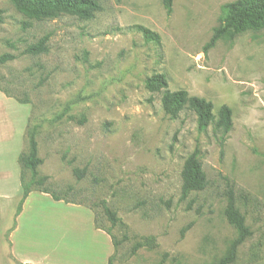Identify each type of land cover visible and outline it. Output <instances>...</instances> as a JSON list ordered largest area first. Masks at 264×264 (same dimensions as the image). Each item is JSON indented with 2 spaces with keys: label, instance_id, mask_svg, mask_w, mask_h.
<instances>
[{
  "label": "rangeland",
  "instance_id": "rangeland-1",
  "mask_svg": "<svg viewBox=\"0 0 264 264\" xmlns=\"http://www.w3.org/2000/svg\"><path fill=\"white\" fill-rule=\"evenodd\" d=\"M98 1L92 20L40 22L0 0V56L16 57L0 65V264H218L237 237L225 217L230 188L252 231L234 264H251L264 252V26L209 46L237 0H175L171 11L162 0ZM44 37L47 53H25ZM154 75L211 102L216 117L228 106L225 141L187 109L166 116L146 88ZM28 129L43 182L18 217ZM195 151L209 185L183 198Z\"/></svg>",
  "mask_w": 264,
  "mask_h": 264
},
{
  "label": "trees",
  "instance_id": "trees-1",
  "mask_svg": "<svg viewBox=\"0 0 264 264\" xmlns=\"http://www.w3.org/2000/svg\"><path fill=\"white\" fill-rule=\"evenodd\" d=\"M16 10L30 20L45 22L58 19L62 16H72L80 20H92L96 14L102 10L98 0H10ZM175 0H162L163 6L171 11ZM3 23V11L0 10V24ZM264 26V0H237L225 7L221 26L215 34L209 46H212L220 38L234 39L248 29H257ZM131 29L140 32L147 42L160 44V36L143 26H134ZM48 38L44 37L36 44L30 45L25 53L38 56L48 52ZM208 46V47H209ZM12 54L0 56V65L15 60ZM146 88L150 93H160L161 107L166 116L176 119L184 110L193 112L201 127H208L214 122L221 132V140L225 141L226 136L233 127L232 110L224 105L218 111V116L214 114V106L211 102L200 97L190 96L185 90L170 91L168 80L165 75H154L146 82ZM0 91L2 89L0 88ZM27 154H21L18 163L21 168V187L22 198L17 208L16 216L21 213L22 206L35 186L41 187L43 179L39 178L38 168L43 161L39 157L38 142L34 129L27 130ZM198 151L190 155L184 163L181 173L182 196L187 198L190 194L204 191L209 181L198 157ZM26 171L31 173V181L26 182ZM76 177L81 179L85 173L76 169ZM42 193V189H38ZM105 214L112 225H116L118 220L116 215L110 210L105 209ZM225 217L229 225L237 232V237L231 242L227 254L218 264H234L237 261L238 249L245 241L252 236V231L246 224V218L237 206V196L230 188L227 192V206ZM120 242H114V246H119ZM256 258L254 261H256ZM108 264H113L109 260Z\"/></svg>",
  "mask_w": 264,
  "mask_h": 264
},
{
  "label": "crops",
  "instance_id": "crops-1",
  "mask_svg": "<svg viewBox=\"0 0 264 264\" xmlns=\"http://www.w3.org/2000/svg\"><path fill=\"white\" fill-rule=\"evenodd\" d=\"M20 177H21V175H20ZM34 192H32V193H30V195L28 196V198H27V201L25 202V204L30 200V197H31V195L33 194ZM21 198H22V194H21V197H20V200H21ZM23 213V212H22ZM20 216V215H19ZM18 216V217H19ZM13 222H14V220H13ZM15 224V223H14ZM14 226V225H13ZM12 226V227H13ZM16 229L15 230H12L11 231V240H12V253H13V250H14V247H15V243H13V238H14V236H15V234L19 231V225L17 224L16 225ZM10 230V228H7L5 231H4V233H6L7 231H9ZM3 233V234H4ZM23 264H42L40 261L39 262H34V261H32V260H28V261H23ZM251 264H264V252L262 253V255H260V258H258L256 261H253Z\"/></svg>",
  "mask_w": 264,
  "mask_h": 264
}]
</instances>
